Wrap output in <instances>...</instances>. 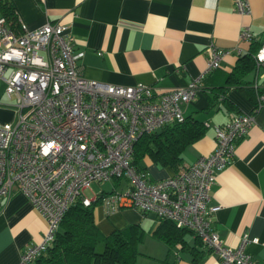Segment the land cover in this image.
Returning a JSON list of instances; mask_svg holds the SVG:
<instances>
[{
    "label": "built area",
    "instance_id": "obj_1",
    "mask_svg": "<svg viewBox=\"0 0 264 264\" xmlns=\"http://www.w3.org/2000/svg\"><path fill=\"white\" fill-rule=\"evenodd\" d=\"M247 13V0H232ZM16 19V17H15ZM237 37L253 39L242 25ZM226 49L208 43L204 67L181 86L158 90L143 83L116 84L82 76L80 51L71 46L67 25L45 22L10 27L0 15V82L12 118L0 121V201L22 193L45 219L40 240L19 252L15 264H28L52 239L67 205L91 181L115 179L118 187L96 193L105 214L124 208L151 212L197 235L220 264H264L244 250L256 237L239 236L234 247L211 228L209 189L215 174L231 158L234 141L246 132L264 92L252 110L228 117L214 127L213 147L166 177L151 179L129 163L132 143L142 132L183 118L181 105L192 100L206 72L219 66ZM264 77V37L253 54ZM122 179V181H120Z\"/></svg>",
    "mask_w": 264,
    "mask_h": 264
},
{
    "label": "crops",
    "instance_id": "obj_2",
    "mask_svg": "<svg viewBox=\"0 0 264 264\" xmlns=\"http://www.w3.org/2000/svg\"><path fill=\"white\" fill-rule=\"evenodd\" d=\"M28 28L45 22L67 25L82 76L116 84L143 83L158 90L181 86L204 67L203 48L208 43L226 49L219 67L207 72L194 98L181 105L183 116L202 121L203 133L182 149L180 165H187L213 147L214 127L220 126L234 109L249 111L253 102L236 86L223 87L233 105L226 108L212 92L225 85L238 55L264 36V0H247V13L234 10L232 0H0ZM2 14L0 9V15ZM242 25L253 39L237 37ZM257 47V46H256ZM261 68L255 65L243 79L264 91ZM211 89V90H210ZM2 109H0L1 112ZM245 134L235 140L233 155L215 174L209 189L211 228L222 242L234 247L239 236L256 237L244 250L264 259V104L254 113ZM8 119H0L6 121ZM142 163L151 179L172 173L144 156ZM114 186V185H113ZM94 221L103 234L127 223H139L144 235L137 244L135 264H166V245L153 238L157 223L151 212L124 208L104 214L96 204ZM45 219L20 192L0 201V264H15L24 246L40 240ZM193 244L192 235L184 237ZM176 244L170 249L172 264H220L207 249L197 260ZM198 247V246H197ZM204 247V246H203ZM206 249V248H205ZM167 258V257H166Z\"/></svg>",
    "mask_w": 264,
    "mask_h": 264
},
{
    "label": "trees",
    "instance_id": "obj_3",
    "mask_svg": "<svg viewBox=\"0 0 264 264\" xmlns=\"http://www.w3.org/2000/svg\"><path fill=\"white\" fill-rule=\"evenodd\" d=\"M0 9L1 15L6 18L9 26L15 27V12L12 8L7 3L1 2ZM256 46V44L252 47L249 46L247 51L236 57L234 65L225 74L224 81L226 84L216 86L212 92L216 101L221 102L226 108H233V105L225 97L223 87L236 86L247 99L253 102V107L257 104L258 94L264 92L257 87L250 86L242 78L254 65L253 53ZM216 68L221 67L217 66L213 69ZM202 84L203 79L200 87ZM232 112L229 115L242 111L234 109ZM204 129L202 121L187 115L183 116L180 121L164 124L154 131L142 132L132 143L129 163L134 166L136 171L146 172L142 163L144 156H146L151 163L168 167L174 172L179 166H183L180 165V153L184 146L198 138ZM101 192L104 191L100 190L98 193ZM81 198L82 194H78L67 205L52 239L28 264H135V256L138 253L137 244L141 242L144 235L141 225L139 223H127L121 227L112 228L108 233L103 234L97 228L93 215L94 206L99 204L98 196L87 205L82 204ZM156 220L157 223L151 228L150 234L166 245L167 258L165 257L164 260L166 264H172L168 254L176 244L180 245L182 250L190 252L193 260L199 259L205 251L207 252L208 248L203 247L199 237L192 231L178 227L172 221L164 218L156 217ZM185 235H192V245H187L184 239ZM97 243H101L100 250L95 249Z\"/></svg>",
    "mask_w": 264,
    "mask_h": 264
},
{
    "label": "rangeland",
    "instance_id": "obj_4",
    "mask_svg": "<svg viewBox=\"0 0 264 264\" xmlns=\"http://www.w3.org/2000/svg\"><path fill=\"white\" fill-rule=\"evenodd\" d=\"M264 37V36H263ZM249 41V40H247ZM260 42V40H259ZM259 42H258V45H259ZM257 45V47H258ZM256 47V49H257ZM255 49V50H256ZM255 52V51H254ZM254 54V53H253ZM254 60V59H253ZM255 65V63H254ZM256 67V66H255ZM260 68V67H259ZM209 72V71H208ZM207 73V72H206ZM205 73V74H206ZM204 77V76H203ZM0 101L2 103H9V99L6 98V96L2 93V83L0 82ZM253 106H251L252 108ZM0 109L1 112H0V119H11L12 118V109L9 107V106H6V107H2L0 106ZM251 110V109H250ZM256 112V111H255ZM248 129V128H247ZM246 129V131H247ZM233 155V154H232ZM117 180L115 179H110L108 181H91L88 183L87 186H84L82 188V194L87 197V198H90L92 197L94 194L98 193L100 190H103V191H108L113 185H116V182ZM119 185H117L116 187H118ZM98 206H100V204H98ZM101 207V206H100ZM103 211V209H102ZM104 213V211H103ZM105 214V213H104ZM47 245V244H46ZM45 245V246H46ZM45 248V247H44ZM95 249L96 250H100L101 249V243H97L95 245Z\"/></svg>",
    "mask_w": 264,
    "mask_h": 264
}]
</instances>
